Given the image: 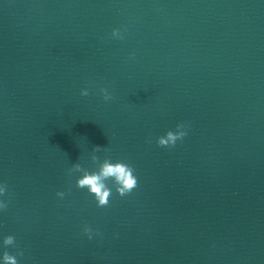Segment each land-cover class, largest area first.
Listing matches in <instances>:
<instances>
[{
	"label": "water",
	"instance_id": "95a60500",
	"mask_svg": "<svg viewBox=\"0 0 264 264\" xmlns=\"http://www.w3.org/2000/svg\"><path fill=\"white\" fill-rule=\"evenodd\" d=\"M0 185V264H264V0H0Z\"/></svg>",
	"mask_w": 264,
	"mask_h": 264
},
{
	"label": "clouds",
	"instance_id": "9594fccd",
	"mask_svg": "<svg viewBox=\"0 0 264 264\" xmlns=\"http://www.w3.org/2000/svg\"><path fill=\"white\" fill-rule=\"evenodd\" d=\"M112 36L122 38L119 30L114 29ZM103 99L105 101L111 100L113 97L107 88L100 89ZM82 96H87L88 90L84 89L80 93ZM186 125L183 123L176 125V131H167L165 135L157 138L156 143L161 147H174L177 140H182L187 132L185 131ZM106 148L99 146L92 148L91 162L97 165L95 171H89L87 168L82 167L80 163H75L68 169V174L73 175L80 173L81 175L76 179V187L87 189L88 193L94 197L97 202V207H106L109 204V199L112 196V188L107 184L111 181L112 186L115 188L116 193L123 197L130 194L135 189L137 184V176L134 175V168L123 162H112L110 157H105L101 162L99 157L95 154ZM6 185H0V196L5 195ZM64 192H57V196L63 198ZM7 202L0 201V209H6ZM84 233L88 235L89 239L92 238V229L87 225L83 229ZM15 239L13 236L8 235L4 237L3 244L5 246L14 245ZM16 255L22 256L23 252L19 251ZM16 255L9 254L7 251L3 253V264H18Z\"/></svg>",
	"mask_w": 264,
	"mask_h": 264
}]
</instances>
